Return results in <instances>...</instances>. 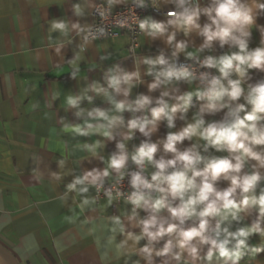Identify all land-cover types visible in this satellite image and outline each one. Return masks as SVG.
Wrapping results in <instances>:
<instances>
[{"label": "clouds", "instance_id": "obj_1", "mask_svg": "<svg viewBox=\"0 0 264 264\" xmlns=\"http://www.w3.org/2000/svg\"><path fill=\"white\" fill-rule=\"evenodd\" d=\"M121 4L157 12L162 5L174 6L164 13V21L152 16L136 20L144 36L161 40L170 52L135 57L133 71L113 64L79 94L65 97V112L72 110L82 123L60 117L61 130L71 137L102 138L76 146L87 154L81 160L97 157L106 167L73 175L57 198L72 199L80 211H94L101 194L107 205L120 200L130 205L123 216L109 219L123 237L119 254L139 258L132 264H157L158 258L159 264H241L245 258L251 264L264 253V77L254 80L251 71L264 73V25L257 23L264 16V0H81L72 8L75 20L48 22L50 34L68 37L75 32L82 38L67 61L72 80L80 75L87 46L105 33L81 21L95 15L106 20ZM201 17L206 18L203 24ZM253 29L261 37L256 47H250ZM193 33L202 43L190 50V41L177 35ZM51 43L61 55L64 42ZM181 54L193 63H180ZM141 65L147 66L143 74L151 82L142 79ZM145 84L149 94H134ZM156 92L158 97L152 95ZM59 96L54 91L47 107ZM97 99L107 107L96 106ZM124 113L131 118L126 120ZM177 121L182 122L178 130ZM162 125L167 134L153 140ZM137 133L143 139L130 150ZM106 142H114L115 151L104 161ZM57 164L64 169L65 159ZM68 174L50 171L48 176L62 181ZM71 210L69 223L76 216ZM253 236L262 246L250 243Z\"/></svg>", "mask_w": 264, "mask_h": 264}, {"label": "crops", "instance_id": "obj_2", "mask_svg": "<svg viewBox=\"0 0 264 264\" xmlns=\"http://www.w3.org/2000/svg\"><path fill=\"white\" fill-rule=\"evenodd\" d=\"M77 3L81 0H0V264H126V261L132 264L139 259L133 256L129 260L119 254L117 244L123 237L114 231L115 226L109 219L123 216L130 211V205L122 202L114 211L105 198L94 206V211H80L72 199L61 201L57 198L73 175L106 167L97 157L81 160L87 154L76 146L102 138L68 136L61 130L59 119L66 117L71 123H82L72 115V110L65 112L64 99L68 94H79L86 82L100 79L106 68L120 63L133 71L135 57H154L161 49L168 52L170 49L161 40L151 41L143 34L141 48L134 55L129 52L125 34L115 39H97L87 46L80 63V75L72 80V69L67 61L79 50L82 38L75 32L68 37L58 32L50 34L48 22L56 18L75 20L72 8ZM161 8L174 10L172 5ZM148 16L158 21L167 19L152 13H147L145 18ZM204 22L206 18L201 17V24ZM81 23L90 25L91 18ZM257 23L264 25V16ZM50 35L51 42H64L59 56L50 42ZM260 38L259 32L253 29L250 47L258 46ZM177 39H188L190 50L202 43V38L194 33L187 38L178 34ZM217 54H220L218 48ZM101 56L108 59L101 61ZM180 59H185L183 54ZM140 68L142 79L151 82L152 78L143 74L147 66ZM251 71L254 80L264 77V73ZM182 90L189 89L182 85ZM54 91L60 96L53 107L48 108L47 102ZM137 92L149 94L146 84L134 89V94ZM152 95L158 97L159 92ZM95 103L107 107L99 99ZM33 104L39 107L34 110ZM124 116L126 120L131 118L130 113ZM181 126L182 122L177 121V130ZM167 132L162 125L153 140L163 138ZM141 139L143 137L137 133V138L129 145L130 150L132 144H139ZM188 144L185 141L184 146ZM113 151L114 142H106L101 152L104 161ZM61 158L65 159L64 169L57 164ZM50 171L71 174L65 175L62 181H52L48 176ZM41 174V179H35ZM90 194L94 196L95 190ZM79 200L75 195V201ZM71 209H75L76 216L69 223L67 217L73 215ZM144 215L146 213L141 212V216ZM250 243L262 246L258 236H253ZM247 259L241 264H246ZM251 264H264V253Z\"/></svg>", "mask_w": 264, "mask_h": 264}, {"label": "built area", "instance_id": "obj_3", "mask_svg": "<svg viewBox=\"0 0 264 264\" xmlns=\"http://www.w3.org/2000/svg\"><path fill=\"white\" fill-rule=\"evenodd\" d=\"M166 12L168 11H165L162 8L160 12H157V10L153 7L139 9V8H135L131 4H128L120 8L115 7L112 10V13L109 15V17L106 20H102L98 15L91 16L90 25L92 26V30L94 32L97 28H101V27L104 28L105 33L99 39H115L125 34L129 40V48H128L129 52L134 55L138 53V51L141 48L140 37L142 35L138 27V24L136 23V20L145 18V15L147 13H152L155 16L166 17L164 15V13ZM179 62L180 63H193L192 61H188L186 59H180ZM212 71H215V70H212ZM123 190L125 192L131 190L128 187L127 178L123 182ZM103 199H105V197L103 196V194H101L98 199V203ZM122 202L123 200L115 201L112 204L113 210L116 211L117 206L120 205Z\"/></svg>", "mask_w": 264, "mask_h": 264}]
</instances>
